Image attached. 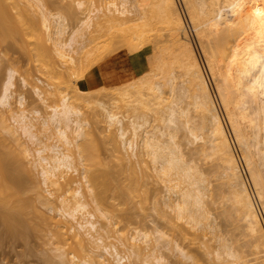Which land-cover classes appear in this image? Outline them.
I'll use <instances>...</instances> for the list:
<instances>
[{
	"label": "bare ground",
	"instance_id": "6f19581e",
	"mask_svg": "<svg viewBox=\"0 0 264 264\" xmlns=\"http://www.w3.org/2000/svg\"><path fill=\"white\" fill-rule=\"evenodd\" d=\"M20 1L22 0H0V35L8 33L9 30L15 31L19 24V34L29 28L30 30L27 29L30 31L29 35L35 37L34 40L41 51L57 61L59 75L63 77L64 74H68L72 78L76 76L78 67L86 68L88 58L93 53L92 49L84 46V38L88 32L92 37L94 33L129 30L135 27L138 17L133 16L132 11L137 6L145 12L150 8L156 12L168 31L172 46L171 62L166 61L165 57L169 56L164 57V54L168 55L167 53L155 54L149 71L153 76H147V73L135 82L121 84L123 86L120 88L115 87L111 94L112 106L102 99L98 100L94 120L100 123L102 117L108 128L113 125L116 127L117 132L110 131L108 138L109 140L115 138L112 141L114 146L119 147V144H122L118 150L124 147L123 149L130 151V156L135 159L140 158V152H145L153 164L156 175L164 181L167 188L165 204L177 213L178 218H187L192 227L199 228L198 230L210 227L213 229L204 202L209 187L208 180L206 181L204 174L196 169L192 161L186 159L176 143L178 128L182 126L180 118L186 114V110L180 106L176 98L180 99L190 94L191 97H188L193 99L195 107L201 114L203 122L201 129L206 130L208 138L206 139L208 143H212V145L209 143V146H212L213 153L215 151L221 163L231 204L235 205L232 207L243 214L245 228L253 238L256 257L260 260L259 264H264V231L261 216L212 94L207 74L196 48L185 33V18H182L178 10L177 0H108L100 8L90 9L72 29L66 16L75 15L76 8H72V5L64 6L66 15L63 12L51 14L43 0H26L28 4L23 7ZM182 2L196 33L209 75L217 84V95L255 189L257 188L258 198L264 205V177L260 168L262 160L259 161L256 152L252 150L255 136L254 140L261 145L259 151L264 154V0H182ZM83 3V0L77 1L79 7H82ZM29 9L37 11L39 21L30 20L27 27L29 22L26 25L27 20L24 23L22 18L19 21L17 17L22 15L21 11L25 14ZM13 11L17 13L14 14ZM27 12L29 14L32 11ZM27 12L23 16L27 17ZM22 23L26 26H22ZM21 26L26 28L22 30ZM66 33L68 36L64 37ZM214 33H219V37L213 42L211 35ZM139 38L142 39V36ZM94 39L96 38L92 40ZM123 46H126V43H123ZM81 52L79 58L75 56ZM136 52L138 50L135 54ZM64 65L67 66L65 70ZM175 68H179L181 76L185 78L183 84L186 85L181 87L182 89L179 87L180 90L175 85L179 76L175 72L179 70ZM14 74L15 71L9 68L0 97L2 106L10 105ZM23 82L26 80L23 79ZM48 87L53 89L58 100L57 104L51 107L49 115L42 119V125L52 126L53 132L49 138H52L54 143H45L43 138L39 137L36 124L24 110L16 112L13 117L24 137L40 145L36 150V163L32 164L33 168H38L46 189H42L32 177L34 173L28 161L30 149L20 138L22 134L17 135L15 130L10 129L4 122L5 118L0 122V132L4 130L7 134L5 137L0 134V219L11 237H27L31 232L47 237L51 233L55 240L51 242L56 243L57 250L62 251L57 255L59 258L57 264H113L109 257H112L116 264H128L130 258L136 255L135 250L141 247L138 242L147 245L150 238L147 234L132 235L129 244L128 240L122 237L124 240L122 244L130 250L126 255H122L117 246H110V243L106 242L109 236L101 234L99 229L109 232L111 216L109 217V214L100 207L102 201L98 200L100 193L97 190V181L105 180V175L96 173L93 162L89 163L91 159L84 162L85 157H90L83 156L86 153H82L83 145L80 143L89 140L86 137V130L90 123L82 118L83 113L78 104L71 101L67 94L62 93L59 83L51 82ZM75 88L81 89L78 85ZM165 88L172 94V100L168 99L170 102L163 106L162 103L167 100L163 97ZM35 93L41 100L44 99L43 90L35 88ZM249 97L256 101L255 108L249 103ZM18 102L20 105L24 104L25 98L22 94ZM120 103H123L128 111H132L128 123H125L117 111ZM35 112L40 114L38 110ZM148 112H152L159 123L149 127ZM97 117L101 119H98L99 122ZM187 121L194 126L188 127L187 123L189 133L193 138H198L202 133L199 134V130L196 132V125L191 122L190 117ZM199 139L203 140L202 137ZM115 141L119 144H115ZM71 149L76 150L81 168L77 166L76 155L74 156L76 153L73 154ZM121 152L123 150L118 151V154ZM122 154L120 157H123ZM140 159L138 161L136 159L138 164L143 161H139ZM144 168L146 169V166ZM140 170L143 172L142 166ZM135 172L134 168L132 173L136 175ZM69 173L79 174L81 179H76ZM173 174L176 177H173ZM25 175L33 179L31 187L27 185L30 183L27 182L30 177L27 179ZM175 179L185 183V186L181 187V183L175 182ZM83 182L96 204V210L107 220L104 223L105 227H98L96 214L88 210V203L83 200L80 185ZM29 191L31 193L28 194L32 196L26 197ZM44 191L48 194L45 195ZM156 234L158 238L164 237V233L158 229ZM50 238L51 236L49 240ZM173 248L182 258L190 259L186 250L177 242ZM161 249L160 245H153L141 260V264H168V259ZM217 255L221 256L220 253ZM66 256L70 258L66 260Z\"/></svg>",
	"mask_w": 264,
	"mask_h": 264
},
{
	"label": "rangeland",
	"instance_id": "374dc122",
	"mask_svg": "<svg viewBox=\"0 0 264 264\" xmlns=\"http://www.w3.org/2000/svg\"><path fill=\"white\" fill-rule=\"evenodd\" d=\"M43 1L46 3L48 12L51 14H56L58 12H63L65 14L64 6L67 4L68 6L72 5L74 9L76 8L74 16L72 14V16L65 14L69 20L70 28L72 29L77 25L80 19L85 17V14L90 9L100 8L102 5H105V2L108 0H83L84 3L82 7L77 5V1L79 0ZM20 3L21 7L28 4L26 0H22ZM177 3L182 18H185V33L193 43L194 48H196V53L200 58L205 74H207L212 94H214V99L218 104L230 140L233 143L232 145L238 156L240 165L242 166L241 168L244 171L245 180L247 184H249L248 186L256 202L255 204L258 207L262 221L261 224L263 226L262 231H264L263 201L258 198L257 188L255 189L249 170L242 158L241 150L235 141L234 134L227 121L224 108L221 104L219 95H217V84L209 75L201 49L198 46L196 33L189 22L185 5L182 0H177ZM29 10L32 11L30 12L31 14H28L27 11ZM29 10L26 11L27 17L23 16L26 14V12L24 14L23 11H21V17H17L19 21L22 18L21 20H23L24 23L27 20L26 25L27 22H29L27 27L30 24V20L39 21L37 11ZM15 13L17 12H14V14ZM132 14L138 17V20L135 22V27L129 30H107L102 33H94L92 37H90L89 32L85 35L84 46H86L85 48L92 49L93 53L89 56L88 63H85L86 68L78 67L76 69V76L73 78L68 74H64L63 77L59 75L57 61L50 56H46L41 51L38 47L39 45L34 40L35 37L29 35L30 29H25L26 25L24 23H22V26L25 25V28L21 27L22 30L25 29L27 31V36L26 31H24L25 34L24 32L19 34L20 29L18 30V27L20 24L18 22L16 23L19 25L15 30L17 34H15L14 30H12L14 33L9 30V32L7 31L8 33L4 32L2 36L0 35V97L8 77L9 68L15 71L14 86L11 88L12 95L9 99L10 105L2 106L0 104V116L3 117V119H0V122L5 118L4 122L10 129L15 130L17 135L22 134V131L14 122L13 117L16 115V112L24 110L25 114L36 124V132L39 137L43 138L45 143H54V140L49 138L53 132L52 126L50 124L46 127L42 125V119L49 115L51 107L56 105L58 100L53 89L47 88V86H49L51 82L59 83L62 93L67 94L71 97V101H75L78 104V108L83 113L82 118L90 123L86 130V137L89 140L80 142L81 145H83L82 153H86L83 156L87 155L90 157H85L84 162L91 159L92 161H89V163L93 162L96 173L105 175V180L100 179L97 181V190H99L98 192L100 193L98 200L102 201L100 202V207L104 212L109 214V217L111 216V225H109L108 233L103 229H99L100 233L104 236L108 235L109 237H107L106 242L108 244L110 243V246H117L122 255L130 253V250H128L129 248L122 244L124 242L122 237L126 238L129 244L132 235L147 234L150 238V242L147 245L143 242H138L141 247L135 250L136 255L130 258V261L127 262L128 264H141V260L145 258L153 245H160L162 247L161 250L167 257L168 264H259L260 260L256 257L253 238L245 228L242 219L243 214L241 215L240 212L235 210V205L231 204L232 200H230L228 194L227 180L223 174L221 163L215 151L213 153L214 149L212 146H209L210 142L208 143L207 141V134H205L206 130L201 129V125L203 126L201 114L195 107L193 99L190 98V94L182 96L181 98L183 100L181 98H176V100L180 102V106L182 105L181 107L186 110L185 117L183 116L180 118L182 122L180 125H182V128H178L176 143L180 146L186 159L192 161L196 169L204 174L206 181L208 180L209 187L207 194L205 193L204 202L207 214L211 219L210 222L212 221L211 224L213 223V229L210 227V229L202 228L198 230L199 228L192 227L187 218H178L177 213L165 204L168 196L167 188L164 181L159 179L156 175L153 164L145 152H140L139 156L141 159L136 158L137 161L138 159H140L139 161L143 160L142 163L138 164L136 159L130 156V151L124 150V147L118 150L119 147H122L120 146L122 145L121 143L119 144L118 141H115L114 143H118L119 147L118 145L114 146L112 141H114L115 138L114 140H109L108 134L110 131H114V133L117 132L114 125L108 128L107 122L103 121L104 118L102 117L101 119L103 122H95L96 116L94 115L96 114L94 111L96 110L98 100L102 99L108 105L112 106L113 100L111 94L114 92L115 87L120 88L123 86L121 84L135 82L147 73V76H153V73L150 74L149 71L152 68L151 65L155 54L159 55L165 52L168 55L164 54V57L169 56L165 57L166 61L169 62L170 60L171 62L172 60V46L169 42L168 31L156 12H154L152 8L147 9V12H145L144 9L137 6V8L132 11ZM16 23L15 25L17 26ZM3 30L6 31V29ZM140 35L142 39L139 38ZM67 36L68 34L66 33L64 37ZM94 37L96 39L92 40ZM218 37L219 33L211 35L213 42L216 41ZM123 43H126V46L122 47ZM218 49L220 50L219 47ZM137 50L138 52L135 54ZM79 54L81 55L82 52L75 54V56L79 58ZM106 66H109V74L105 75L102 70L105 71ZM65 67L67 66L64 65L63 70L66 69ZM118 70H121V72ZM177 70L179 71L175 72H177L176 74L179 76L176 78L177 81H175V85L177 89L180 90V88H183L186 84H183L185 83L183 82L185 78L181 76L180 69L178 68ZM23 79L26 80L25 83ZM180 83L182 85H180ZM76 85L80 86L81 89L76 90ZM35 88H40L44 91L43 100L35 93ZM165 89L167 91H164L163 97H166L165 99L167 100L162 103L163 106L168 104V101L170 102L168 99L172 100V94L168 88ZM21 94L25 98L23 105H20L18 102V98ZM249 103L252 108L256 107V101L253 98L249 97ZM36 110H38L40 114H37L35 112ZM117 111L120 117L124 119L125 123H128L132 111H128V109L123 106V103H120V107ZM151 113L150 115L148 114V119L150 120L149 127L159 123L155 120L154 114ZM188 117H190L191 122L196 125V132L199 130V134L202 133L198 138H193L189 133L188 127L193 125L188 123ZM98 119L101 120L100 117H97V120ZM184 123L186 126H183ZM0 134L5 137L6 132L1 130ZM116 137H118L117 134ZM200 137H202L203 140L199 139ZM20 138L24 141V145L30 149V156L28 157L30 164H28L34 173L32 176L33 179L42 189H46L42 183V176L38 168H33L34 164H32L36 163V150L40 145L33 143L28 138L24 137L23 134ZM254 139L255 136L252 141V150L256 152V157H258L259 161L260 159L263 161L260 162V168L264 177V154L259 151L261 145L257 144ZM210 144L212 145V143ZM207 146L208 150L206 149ZM122 150L123 152L118 154V151ZM71 151L73 154L76 153L75 149H71ZM121 154L123 157H120ZM75 155V160H77V153L74 154V156ZM76 162L79 167L78 160ZM131 164L133 166H131ZM141 166L143 167V172L140 170ZM145 166L146 169L144 168ZM133 167L135 168L136 175L132 173V170H134ZM80 172H82V170ZM69 175H72L76 179H81L79 174L69 173ZM25 177H27V175H25ZM29 177H27V179ZM173 177L176 176L173 174ZM33 179L30 177L27 181L28 183L30 182L27 184L29 187H31L30 185H32L31 182ZM175 182L179 183L180 180L175 179ZM180 183L181 187L185 186V183ZM80 185L84 195L83 200L88 203V210L96 214L98 227H103L107 220L96 210V204L92 201L91 194L84 182ZM28 193L31 192H27L26 197H31L32 194ZM44 194L47 195L48 193L44 191ZM55 195L57 194L55 193ZM214 227L216 228L214 229ZM156 229L164 233L163 238H158ZM8 234L6 227L0 219L1 264H57L59 261L57 255L62 251H60V249L57 250L58 246L56 243H52L55 240L51 233L48 234L47 237L33 232L27 237H11ZM41 236L44 238L42 239ZM50 236L52 239L50 238L49 240ZM175 242L186 250L190 259L182 258V256L175 251L173 248ZM146 246L148 247L146 248ZM217 253H220L221 256L218 257ZM69 258V256H66V260ZM109 259L113 264H116L112 257H109Z\"/></svg>",
	"mask_w": 264,
	"mask_h": 264
},
{
	"label": "crops",
	"instance_id": "0c3cea01",
	"mask_svg": "<svg viewBox=\"0 0 264 264\" xmlns=\"http://www.w3.org/2000/svg\"><path fill=\"white\" fill-rule=\"evenodd\" d=\"M105 69V68H104ZM119 71V70H118ZM102 72L106 75V74H109V66H106V70H102ZM121 72V70L119 71Z\"/></svg>",
	"mask_w": 264,
	"mask_h": 264
}]
</instances>
